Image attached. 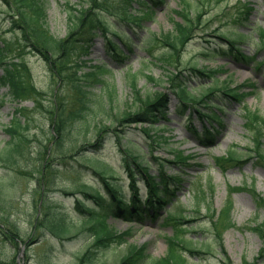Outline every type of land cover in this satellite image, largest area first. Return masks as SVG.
<instances>
[{"label": "rangeland", "instance_id": "374dc122", "mask_svg": "<svg viewBox=\"0 0 264 264\" xmlns=\"http://www.w3.org/2000/svg\"><path fill=\"white\" fill-rule=\"evenodd\" d=\"M139 1L128 0V6L129 11L140 24L122 22L111 14L106 16L114 23L116 30L117 23L125 30L126 37L118 38L112 31L108 35L119 43L120 50L126 54L124 61L115 58L108 45H104V36L95 40L90 52L84 57L85 63L81 75L92 71L95 65L101 66L107 70L104 75L105 83L111 85L100 84L104 95L102 97L99 90H93L92 95L85 100L87 107L85 111L84 103L76 95V91L72 86L62 87L60 80L53 77L47 62L42 57L27 49L22 51L24 63L30 73V81L46 93L48 100L42 98L44 105H47L50 99L61 96L66 100L70 111L86 116L91 126L86 138L81 139V141L84 140V144H82L83 141L75 142L76 149L71 152V157L68 159L70 166L62 167L61 171L54 175L52 188L47 184V181H51L52 174L50 179L48 174L43 179L40 178L43 176L39 175L41 162L37 159L38 155L36 156L33 144L30 146L31 152L27 155L28 159L19 163L20 171H23L26 177L15 178L17 191L12 207L0 211L3 214L0 218V260L16 259L18 264H42V259L47 258L46 264H79V256L86 250L91 237L82 231L76 235L75 233L82 229L80 221L83 215L87 214L77 210L76 194H66L62 188L73 192L85 183L98 188L105 195L108 194L103 182L95 177L92 170L85 167L90 165L88 163L92 160L90 156L87 157L90 153L81 149L87 148L88 145L85 143H91L96 139L98 129L104 130L101 133L104 135L112 127L114 130L110 132L111 134H107L105 147L98 155L101 160L96 163H106L114 168L116 171L114 180L124 187L125 192L129 190L127 187L129 181L127 174L120 166L121 148L130 147L135 154L140 155L143 161L151 165L152 175L159 174L162 164L171 167L167 170L170 174L176 175L182 172L184 181L177 192L172 213L183 215L184 227L188 229L184 236L198 238L203 242L208 241L213 252V254L195 258L191 264H198V261L202 264H225L223 254L220 252L221 247L232 264H243L245 260L248 264H264L255 259L262 243L257 233L251 229L253 223H264V207L259 208L261 199H264V143L261 155L257 157L252 152L254 147L249 127L255 115L264 118V66L258 69V65L264 63V51L260 49L261 45L256 44L258 36L254 30L257 27H264V0H227L221 6H214L204 18L212 20V24L222 33L230 34L237 30L248 35L247 39L241 43V48L247 56L256 55L255 66H247L217 55L216 49L224 44L218 30L214 33L209 32L204 38L200 36L193 38L178 52L172 51L165 45L153 47V51L150 52L149 46H145L143 41L151 38L153 33L162 34L172 31L174 28L172 17L181 20L178 15H175L178 0H165L164 3L153 7L140 4ZM39 2L43 9V23L51 33L64 38L69 32V7L79 5L80 8L88 1L39 0ZM10 14L14 13L5 2L0 0V36L3 35L1 40L15 43V33L9 24ZM234 17H239L245 23L237 26L232 20ZM124 40L132 42L130 48ZM171 51L174 54L172 64L164 65L157 60L160 54ZM196 63L198 67L207 66L211 69L218 65H225L223 68L229 75L223 74L221 83L231 80V86L243 85V91L252 92L245 97L243 103L213 100L220 106L215 107V113L211 115L220 116L223 121L214 124L212 129H208L209 126H207L205 131L200 129L201 123L196 122L193 126L190 120L178 117L175 112L180 98L172 86V78L178 75L180 81L188 84V90L192 95L202 93L203 89H208V85L213 82L198 80L195 76L188 75L185 70L186 65ZM2 74L3 70L0 68V76ZM134 74H136V88L132 84ZM137 89L139 94L136 92ZM7 92V88H0V149L9 140L5 127L11 123L16 106L5 97ZM157 93L168 95L171 113L167 119L161 118L154 128L146 124H129L127 121L116 120V116H123L127 111L133 113L141 110L142 104L137 97L142 99L156 97ZM112 96L113 100H110ZM98 101L100 105L103 102V108L99 106ZM25 105L29 108L34 106L32 101ZM36 116V125L32 126L33 133L40 131L41 124L48 127L50 125L47 115L40 113ZM194 128H198L197 131L201 132L202 137H209L212 131L218 132L213 142L207 145L200 143V140L196 138ZM112 133L119 134L121 138L117 139ZM37 137L45 141L41 133ZM45 144L49 146L48 148H52L53 152V141ZM234 150L238 151L242 164L221 168L217 163L218 158ZM174 155H180L184 161L175 162L178 159L174 158ZM250 157L255 159L249 161ZM51 160L58 164L61 157H53ZM43 168L46 169L45 163ZM7 169L0 165V176L11 177L12 169ZM38 178L40 181L37 182ZM198 185L205 189L206 198L201 192L199 193L201 199L195 196ZM37 187L39 189L41 187L45 200L48 199L51 213L54 211L56 218H63L66 224L72 226L74 238L61 241L50 232L48 222L44 221V209L41 206L40 210H36L33 204V191ZM54 187L57 188L54 189ZM137 187L144 201L146 188L143 180ZM79 198H82L84 205L90 207L95 213L103 212L101 206L93 200H89L84 195H79ZM229 200L234 209L233 219L237 228L219 227L222 232L220 240L216 234L214 221L220 226V215L229 206ZM38 201L42 203L43 200ZM10 214H12L11 219L15 220L21 228L20 232L23 236L16 239V244L8 240H12L10 238L12 232L10 226L3 221L4 217ZM107 218L108 223L116 229L130 231L125 236L129 244L147 242L149 252L157 258L166 254L165 237L175 231L173 226L165 225L163 222L154 224L149 221L146 224H137L112 217ZM126 247H128L126 244L122 246L115 244L89 264H115L125 255Z\"/></svg>", "mask_w": 264, "mask_h": 264}, {"label": "trees", "instance_id": "16d2710c", "mask_svg": "<svg viewBox=\"0 0 264 264\" xmlns=\"http://www.w3.org/2000/svg\"><path fill=\"white\" fill-rule=\"evenodd\" d=\"M14 13L12 18V25L16 31L15 43L5 42L0 45V66L3 67L4 73L0 78V85L9 88L7 97L11 101L17 103L14 116L11 123L5 128L9 135V140L6 145L0 149V165L5 169L10 168L12 170V176L7 178L0 176V211L10 209L12 207L13 198L16 194V177H26L23 171H20V162L23 163L27 160V155L30 153V146L33 144V148L36 149L37 159L40 160L39 175L44 178L48 174V178L51 181H47L48 186H53V177L60 171L57 163L51 160L53 157L63 158L62 167L68 166V158L71 157L70 153L76 149V143L80 142L81 139H85L89 133L91 124L84 118L80 117L81 121L74 127L75 120L78 119L77 114L70 112L67 106L66 100L57 96L56 98L50 99L47 105H44L42 98L48 100L46 93L40 92L30 81V73L23 59V52L25 49H30L38 52L42 58L47 62L49 70L53 77L60 80L62 87L72 86L77 88L78 93L85 96L80 86V80L83 78L78 77L77 72L81 69V56L86 54L89 48V43L92 38L103 32L104 34L110 30L111 23L106 18L107 14H113L115 17L121 18V20L129 22L130 14L125 13L126 11V0H87V6L69 7V32L64 38H60L47 28L43 23V9L40 6L39 0H2ZM227 0H179V7L175 10L176 14L181 20H173L174 28L168 33H162L160 35L153 34L152 38L147 41L150 50L152 46L160 47L162 45L168 46L172 51L178 52L179 49L192 40L196 36L200 38L206 37L209 32H216L218 27L212 24V20L204 19L208 11L214 6H221ZM142 2V1H141ZM140 2V3H141ZM163 0H143L142 3L158 5ZM233 22L238 26L245 23L241 21L239 17H234ZM220 30V29H219ZM219 32L220 36L225 37V41L229 46V50H221L220 54L225 57H232L237 61H244L247 65H252L255 62V57L246 56L241 51V43L247 38L245 34L238 31L233 33H222ZM255 31L258 33V44L262 45L261 48L264 50V28L257 27ZM111 43V42H109ZM15 47V49H14ZM172 51L169 53L160 54L158 57L159 61L164 64H172L174 54ZM222 52V53H221ZM16 53V54H15ZM14 58L10 56L14 55ZM198 63L188 64L185 67L186 72L193 73L197 78L205 80H216L217 75L222 69L221 67L199 68ZM182 72V71H181ZM176 75L172 78V86L180 98V102L177 106V113L180 116H185L189 113L191 116L198 114L200 117L210 116L215 113L214 108L219 107L218 103H214L215 98L220 99L222 102L227 100L229 103L233 101L242 102L246 96V93L242 91V87H232L229 84L221 88L213 87L211 90H205L199 96L190 95L187 90L186 84L179 79ZM179 79V80H178ZM96 81H99L97 78ZM135 86V81H133ZM139 94V90H136ZM220 93V96H215ZM42 96V97H41ZM139 102L142 104V108L138 112H126L125 115L116 116L118 121H127L129 124L132 123H148L150 126L162 117L165 118L169 114V103L170 98L165 93H157L156 97H147L142 99L137 97ZM27 101H33L34 106L29 108L24 105ZM47 115V119L50 121L49 127L45 124L40 125V131H34L32 126L36 125V114ZM51 127V129H50ZM251 129L252 144L254 152L261 155L262 146L264 143V118L258 115L254 116L253 121L249 125ZM102 129H98L97 137L95 142L83 147L82 150H87L93 154H87V157L91 158L92 162L90 165H85L86 168L93 170L95 174L105 185L108 192L104 195L99 190H88V188H82L81 192L88 198H91L97 205L101 206L103 212L97 214L90 211L91 217H86L83 222L87 225V229L93 234V242L86 250L85 254L79 259L80 264H89L95 259L97 254L103 250H106L110 245L118 240L121 242V236L117 234V231L113 229L107 222V216H115L116 218L125 219L127 221L145 222L147 220L156 221L160 218L161 212L167 210V218L164 219L165 225H172L175 228L172 235L166 236L165 240L168 243V250L165 256L156 258L148 252V244H131L129 247L128 255L122 258L119 264H190L189 256H200L211 254V249L207 245H200L194 239L188 236H184L187 232V228L184 227L183 215H174L172 208L168 209V206L172 204L176 198V191H171L165 185L164 189H159L157 184L163 183L162 181L157 182L150 175V166H145L140 163L138 155L132 153L127 148L122 153V165L129 176V186L136 192H138L136 186L138 184V176H142L148 184V200L144 206L139 204L137 200V193H132V204L134 209L129 208L125 203L124 187L115 182L113 179V169H109L104 164H99L96 168L94 164L100 161L98 156L101 150L104 148V135L101 133ZM39 133L42 134L41 140L37 136ZM101 134V135H100ZM53 141V155H49L47 150L49 146L46 142ZM84 144V140H82ZM81 141V142H82ZM37 142V144H36ZM89 143V142H88ZM86 145V143H85ZM48 146V147H47ZM264 151V150H263ZM238 151H233L227 156L218 158L217 163L221 168L226 166L240 165L241 159L237 154ZM52 154V153H51ZM31 156V155H30ZM31 158V157H30ZM44 163L46 169H44ZM98 165V164H97ZM84 166V165H83ZM61 167V168H62ZM43 168V171H42ZM8 170V169H7ZM46 170V171H45ZM41 172V173H40ZM34 176V175H33ZM145 176V177H144ZM173 178V176L168 175ZM41 179V180H42ZM165 179V178H164ZM176 179L180 182L181 179ZM40 179H37V182ZM163 195H159L162 193ZM203 196L206 198V193L202 190ZM47 198V196H46ZM43 200L42 203H39ZM48 200V199H47ZM45 200L44 194H42L41 187H37L33 191V204L35 209H39L42 206L44 209L45 220L48 222V228L57 237L66 238L70 235L71 227L67 226L63 218H56L52 215L50 205ZM259 207L264 204V200L261 199ZM229 206L220 215V226L218 222L214 221L216 234L221 240L222 232L221 228H236V224L233 220V206L231 200L228 202ZM82 202L78 203V208L83 209ZM86 211V212H87ZM3 214L0 212V218ZM12 214L6 215L3 221L10 226L12 235L9 241L16 244V239L23 236L21 235V228L17 225L15 220L11 219ZM258 234L262 241L260 251L255 258L256 260L264 263V223H254L251 228ZM15 232V233H13ZM16 234V235H15ZM183 234V235H182ZM18 246V245H15ZM225 264H232L230 259L226 256L223 248L221 247ZM47 258L42 259V264L47 263ZM0 264H17L16 259L13 260H0ZM243 264H248L247 261H243Z\"/></svg>", "mask_w": 264, "mask_h": 264}]
</instances>
